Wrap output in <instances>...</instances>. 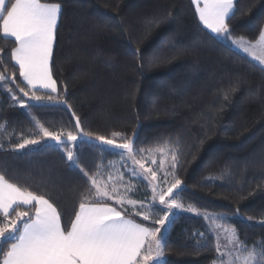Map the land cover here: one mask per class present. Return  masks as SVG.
Returning a JSON list of instances; mask_svg holds the SVG:
<instances>
[{
  "label": "trees",
  "instance_id": "trees-1",
  "mask_svg": "<svg viewBox=\"0 0 264 264\" xmlns=\"http://www.w3.org/2000/svg\"><path fill=\"white\" fill-rule=\"evenodd\" d=\"M8 2L10 6L14 0ZM42 2L62 6L51 72L58 89L52 95L66 103L39 104L24 97L16 85H26L11 59L15 45L0 40V72L9 77L17 73L15 83L4 85L26 107L12 100L6 86L0 87V173L50 199L63 225L70 227L88 188L86 178L69 169L64 153L52 143L24 149L16 145L38 138L32 117L65 135L79 133L78 118L81 129L92 136H81L78 146L80 164L90 174L98 165L105 174L119 170L123 183L134 189L130 198L147 206L149 183L124 170L129 162L117 150L101 151L104 146L95 136L119 143L122 138L112 134L121 133L134 140L136 158L151 162L160 159L155 153L163 149L175 152L177 166L162 169L161 176L169 185L174 178L182 181L175 191L177 202L227 215L221 224L235 228L249 248H259L264 242V67L236 50L232 41L257 40L264 30V0L235 1L230 36L205 28L192 0ZM126 207L129 218L159 227ZM212 227L203 217L176 212L162 239L163 264L218 263Z\"/></svg>",
  "mask_w": 264,
  "mask_h": 264
},
{
  "label": "snow or ice",
  "instance_id": "snow-or-ice-1",
  "mask_svg": "<svg viewBox=\"0 0 264 264\" xmlns=\"http://www.w3.org/2000/svg\"><path fill=\"white\" fill-rule=\"evenodd\" d=\"M192 3L205 28L217 35H231L228 21L235 14L234 0H192ZM61 14L59 3L14 0L9 6L8 0H0V40L14 43L15 47L11 49L13 67L18 66V75L27 90L18 84L16 86L24 97L39 104L46 101L66 103L52 95L58 92L51 61ZM232 43L264 66V30H261L255 43L244 37ZM2 52L4 49H0ZM3 59L0 55V62ZM16 77V72L10 77L0 72V87L4 83H15ZM6 91L11 94L12 100L21 107L25 106L24 100L18 98L11 88ZM32 119L38 129V138H25L16 148L54 141L57 149L64 153L69 169L86 178L88 188L81 194L70 227H65L60 211L50 199L10 182L0 173V264H158L164 256L161 229L166 227V222H170L174 209L184 207L177 202L174 193V189L181 190L182 181L174 178L166 190L157 191L158 185L154 183L158 180L157 172L136 159L134 140L123 138L117 132L112 134L113 137H121L123 142L95 136V140L104 146L101 151L115 149V154L120 155L122 160L127 157L133 165H138L139 171L136 167L128 170L131 176L147 180L152 188L153 201L158 198L159 203L166 206L165 215L153 221L160 228L144 226L129 218L131 213L126 206H131L135 216H142L144 221L155 215L152 210L156 206H146L130 198L128 193L134 189L123 183L124 173L115 170V175L105 174L98 165L96 172L90 174L81 166L78 146L83 141L80 137L90 140L92 136L81 129L78 118L75 127L79 133L68 131L66 135L63 131H49L35 117ZM3 128L4 125H0V129ZM67 142H71L72 147H63ZM176 166L177 154L173 152L172 168ZM110 201H115L121 210L112 206ZM187 210L195 211L191 207ZM216 228L223 230V238L227 241L222 246L220 234H215L220 264H264V242L259 248L256 245L249 248L239 239L235 228L222 224H217Z\"/></svg>",
  "mask_w": 264,
  "mask_h": 264
},
{
  "label": "rangeland",
  "instance_id": "rangeland-1",
  "mask_svg": "<svg viewBox=\"0 0 264 264\" xmlns=\"http://www.w3.org/2000/svg\"><path fill=\"white\" fill-rule=\"evenodd\" d=\"M202 6V5H201ZM196 7V6H195ZM55 43V42H54ZM3 86H6V85H4L3 84ZM6 89H8L7 88V86H6ZM23 109H25L26 110V107L24 106L23 107ZM118 138V137H117ZM47 143H52V144H54V145H56L55 144V142L54 141H51V140H47L46 141ZM64 147V146H63ZM71 147H72V143H71ZM155 155H156V157H160V159H156L155 161V163H152L149 159H147V157H143L142 159H140V158H136L137 160H141L142 162H144V160L145 161H149V162H151V163H148V165H147V162L145 163V166L146 167H151L153 170H155L156 172H157V176H158V180L157 181H155L154 183H156L157 185H158V188H157V191H159V190H166V188L168 187V186H170L168 183H165V180H164V178L162 179V177L163 176H161L162 174H161V172H162V169L165 171L166 169H169L171 166H172V155L169 153V150L168 149H163V150H161V151H159V152H157V153H155ZM125 160L127 161V162H129V167L128 166H126L125 167V171L127 172V173H129L130 174V172L128 171L130 168H132V167H136L137 168V170L139 171L140 169H139V166L138 165H133L132 164V162L130 161V160H127V157H125ZM154 161V160H153ZM122 165V164H121ZM153 165V166H152ZM157 165V166H156ZM157 167V168H156ZM135 178H137V177H135ZM106 179H107V177H106ZM137 180L140 182V183H147L148 184V181L147 180H144V181H141L139 178H137ZM181 187H182V185H181ZM149 188H150V190H151V192H152V188H151V186L149 185ZM175 189H174V193H175ZM152 196H153V193H152ZM166 199H168V197H166ZM150 204H155V208L152 210L154 213H155V217L154 218H152V217H150V221H154L155 219H158V218H162L164 215H165V212H166V206L165 205H161L160 203H159V200H158V198L155 200V201H153V199H151V203ZM189 207H183V208H181V209H174L173 210V213L171 214V219H172V217H173V215L176 213V212H186V213H189V214H192V215H195V216H200V217H203L205 220H207L209 223H213V227H212V229H213V232H214V235L215 234H220V244L223 246V245H225L226 243H227V241L223 238V230L222 229H217L216 228V225L217 224H221V220H223V219H225L226 217H227V215H225V214H212V213H206V212H202V211H199V210H197V209H195V211H188L187 209H188ZM161 209V210H160ZM192 209H194V208H192ZM162 210H164L163 211V213L161 212ZM208 217H211L212 219H208ZM152 218V219H151ZM169 223L170 222H166V227H163L161 230H162V232H163V235L167 232V229H168V226H169ZM260 223H263L264 224V221H261ZM223 225V224H222ZM161 226L159 225V227L158 228H160ZM216 243H217V240H216ZM158 264H163V257L162 258H160L159 259V261H158ZM216 264H220V262H218V263H216Z\"/></svg>",
  "mask_w": 264,
  "mask_h": 264
},
{
  "label": "crops",
  "instance_id": "crops-1",
  "mask_svg": "<svg viewBox=\"0 0 264 264\" xmlns=\"http://www.w3.org/2000/svg\"><path fill=\"white\" fill-rule=\"evenodd\" d=\"M235 1L236 0H234V3H235ZM60 19V18H59ZM58 23H59V21H58ZM209 30V29H208ZM210 31V30H209ZM211 32V31H210ZM215 34V33H214ZM252 43H255V42H252ZM233 46H234V48L236 49V50H238V51H240V52H242V53H244V54H246V55H248L247 53H245V52H243L240 48H238L236 45H234L233 44ZM250 58H252L250 55H248ZM253 59V58H252ZM253 60H255V59H253ZM256 61V60H255ZM264 67V66H263ZM131 219V218H130ZM136 222V221H135ZM138 223V222H137ZM144 226H146V225H144ZM148 227V226H147ZM149 228H151V227H149ZM152 229H154V228H152ZM159 235V234H158Z\"/></svg>",
  "mask_w": 264,
  "mask_h": 264
}]
</instances>
